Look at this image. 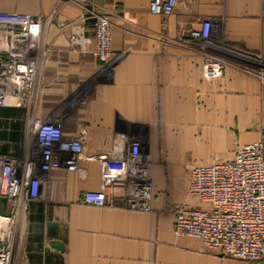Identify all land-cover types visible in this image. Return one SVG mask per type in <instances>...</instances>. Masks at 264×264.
Instances as JSON below:
<instances>
[{
    "label": "crops",
    "instance_id": "1",
    "mask_svg": "<svg viewBox=\"0 0 264 264\" xmlns=\"http://www.w3.org/2000/svg\"><path fill=\"white\" fill-rule=\"evenodd\" d=\"M150 2L0 0L2 10L49 17L32 98L0 107L2 149L25 155L27 120L61 117L66 137L87 128L92 154L118 134L140 136L154 180L149 212L81 201L83 191L104 185L98 160H82L84 172L41 171L42 194L21 218L13 264H258L176 233L169 208L208 206L188 192L190 165L229 160L238 147L264 142V78L234 66L206 76L201 48L178 36L209 18L227 45L264 59L263 0H178L168 14L153 13ZM90 9L115 13L109 63L93 52Z\"/></svg>",
    "mask_w": 264,
    "mask_h": 264
},
{
    "label": "built area",
    "instance_id": "2",
    "mask_svg": "<svg viewBox=\"0 0 264 264\" xmlns=\"http://www.w3.org/2000/svg\"><path fill=\"white\" fill-rule=\"evenodd\" d=\"M178 0H151L156 14L174 11ZM264 8V0H263ZM93 19L95 55L109 63L114 59L113 21L115 13L90 9ZM49 17L0 9V105H21L31 99L38 79L39 61L46 52L44 31ZM212 19L187 27L178 40L201 48L203 72L219 76L234 66L264 78V59L234 49L215 32ZM256 58L258 63L249 59ZM252 60V59H251ZM25 155L6 152L0 146V264H13L20 224L29 201L39 198L44 187L41 171L61 166L84 172L82 160H98L103 187L85 190L81 201L90 204L154 211V180L150 157L138 135L118 134L105 151L88 153V130L74 137L63 133L61 117L27 120ZM190 195L208 206L174 202V229L201 239L204 247L223 256L264 262V142L257 140L238 147L234 157L189 166Z\"/></svg>",
    "mask_w": 264,
    "mask_h": 264
},
{
    "label": "trees",
    "instance_id": "3",
    "mask_svg": "<svg viewBox=\"0 0 264 264\" xmlns=\"http://www.w3.org/2000/svg\"><path fill=\"white\" fill-rule=\"evenodd\" d=\"M3 105H0V107H2Z\"/></svg>",
    "mask_w": 264,
    "mask_h": 264
}]
</instances>
